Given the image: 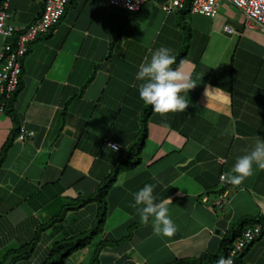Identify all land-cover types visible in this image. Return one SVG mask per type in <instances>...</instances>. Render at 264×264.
Instances as JSON below:
<instances>
[{
    "label": "crops",
    "instance_id": "obj_1",
    "mask_svg": "<svg viewBox=\"0 0 264 264\" xmlns=\"http://www.w3.org/2000/svg\"><path fill=\"white\" fill-rule=\"evenodd\" d=\"M164 1L130 12L107 0H69L59 22L28 44L20 91L0 114V155L13 139L0 164V261L31 230L92 195L145 130L141 161L117 173L104 196L99 264L220 255L223 237L258 219L262 233L240 257L264 264V170L239 186L220 179L264 138V32L226 1L214 17L186 7L167 13ZM43 4L10 0L9 22L27 27ZM5 40L0 35V50ZM161 46L183 59L181 70L197 86L184 112L150 106L145 115L136 74ZM20 127L33 136H14ZM145 184L156 185L157 202L171 198L172 237L155 235L151 220L143 224L130 206ZM89 206L66 212L71 234L92 220ZM53 228L54 236L66 233Z\"/></svg>",
    "mask_w": 264,
    "mask_h": 264
},
{
    "label": "clouds",
    "instance_id": "obj_2",
    "mask_svg": "<svg viewBox=\"0 0 264 264\" xmlns=\"http://www.w3.org/2000/svg\"><path fill=\"white\" fill-rule=\"evenodd\" d=\"M183 64L184 61L181 59L177 65V58L171 48L161 46L151 51L150 58L145 57L139 65L136 74V79L141 81L138 89L139 97L145 105L151 106L155 113L184 112L188 108L190 103L188 92L197 84L189 73L181 70ZM208 89L205 88V95ZM109 147L113 151L118 150L116 145ZM255 168L264 170V138H257L251 150L237 157L231 171L222 174L220 179L225 183L239 186L254 175ZM155 187L154 184H145L133 194L134 203L130 206L136 209L143 224L147 225L151 220L155 235L172 237L177 231L168 208L172 200L167 198L157 202ZM217 264H234V262L229 256L219 258Z\"/></svg>",
    "mask_w": 264,
    "mask_h": 264
},
{
    "label": "built area",
    "instance_id": "obj_3",
    "mask_svg": "<svg viewBox=\"0 0 264 264\" xmlns=\"http://www.w3.org/2000/svg\"><path fill=\"white\" fill-rule=\"evenodd\" d=\"M69 0H44L41 15L28 27L21 28L9 22L8 12L9 0H4L0 6V35L6 39L0 50V96L8 99L18 84L20 74V59L26 52V45L37 35L45 32L52 27L65 11ZM146 0H107L111 6L125 8L130 12L138 11ZM188 0H166L161 4L165 12L181 9ZM226 1L239 9L246 17V23L252 22L264 32V0H189L191 13L200 14L207 17H214L218 12L219 4ZM231 32L232 29L225 27ZM16 36V37H15ZM3 106L0 105V114ZM29 135L32 132L28 133ZM24 137L23 130L19 134V139ZM109 145L117 143L110 142ZM119 147V146H118ZM260 232V226L255 224L247 227L240 237H238L232 248L229 250L228 257L233 258L243 247L252 241Z\"/></svg>",
    "mask_w": 264,
    "mask_h": 264
},
{
    "label": "trees",
    "instance_id": "obj_4",
    "mask_svg": "<svg viewBox=\"0 0 264 264\" xmlns=\"http://www.w3.org/2000/svg\"><path fill=\"white\" fill-rule=\"evenodd\" d=\"M4 0H0V6L2 5V2ZM10 1V0H9ZM44 6V4H43ZM9 7V5H8ZM187 8V10L190 11L189 9V0L185 3V6L183 8ZM43 10V8H42ZM42 11L40 12L39 16L41 15ZM64 14V13H63ZM38 16V17H39ZM63 16V15H62ZM61 16V17H62ZM37 17V18H38ZM61 17L59 18V20L61 19ZM36 18V19H37ZM59 20L54 24L56 25ZM53 25V26H54ZM29 26V25H28ZM27 26V27H28ZM52 26V27H53ZM50 27V28H52ZM25 28V27H24ZM49 28V29H50ZM49 29H47L46 31H48ZM23 30V28L21 29ZM45 31V32H46ZM43 32V33H45ZM41 33V34H43ZM40 35V34H39ZM38 36V35H37ZM36 36V37H37ZM16 37V36H15ZM36 37L33 39L35 40ZM32 40V41H33ZM31 42V41H30ZM28 42L26 45V52H27V46L30 43ZM26 52L24 53V55L26 54ZM24 55L21 57L20 61V74H19V78H18V84L17 87L15 88V90L12 92L11 96L8 99H5V97L0 96V105L3 106V111L1 112L4 113L7 109V106L9 104V102L14 98L15 95L18 94V92L20 91V86H21V74H22V58L24 57ZM180 59L177 60V65L179 64ZM173 67H176V65H173ZM150 110V106H148L145 109V115L149 112ZM10 112V110H9ZM23 130L24 132V137L22 139L25 138H31L33 136V132L32 131H26L24 128L20 127L17 132L16 135L19 138V134L20 132ZM32 132L31 135H29L28 133ZM18 134V135H17ZM13 136V137H14ZM144 137H145V130L144 132L141 134L140 138L137 139L135 142H133L131 145H129L128 149H127V154L124 158H122L115 166V168L113 169L112 173H110L107 177L106 180L103 182L102 185L98 186V188L96 189V191L90 195L87 198L82 199L81 201L75 203L72 206L66 207L64 210L65 212H59L58 214H56L55 216H53L52 218H50L45 224L44 226L41 225L42 227H38V229L35 232L38 231H43L45 229L50 228L51 226H53L54 224H56V226H60L62 227L61 224H59V222H61V219H65V214L68 210H73V209H79L82 208L83 206L88 205L89 203H92V201H98L101 203H104V209L106 208L105 205V200H104V196L106 195L108 188L110 186V184L112 183V181L115 180V176L117 173L119 172H123L125 170H130L132 169L134 166H136L137 164H139V162L141 161V156H140V152H141V148L143 145V141H144ZM12 138L10 141H7L5 143V146L3 147V150H6L7 147H9V145H11L12 142ZM119 146V145H118ZM119 148V147H118ZM2 150L1 155H0V164L2 163V159H3V153L4 151ZM99 214V213H98ZM102 214H105L104 212ZM101 214V215H102ZM104 216V215H103ZM264 219V217L262 218ZM261 219L258 220H252L249 222V225H255L257 223H260ZM104 222V217L103 218H99L98 220V224H96V226H94L89 234L83 237H76L77 234H82L84 231L81 228V231L77 234H69L66 236H60L58 237V239H56L52 245L48 248L47 254H46V259L42 260L39 262V264H66L67 259L69 260V257L77 251V249H82L84 248L88 243H89V238L92 237L93 234H96L97 232H99L101 230V224ZM247 221H242L237 228L232 229L231 233L225 237H223L222 242H221V253L219 254H213V253H204L202 255H200L199 257H195V258H186V259H175L173 260L170 264H217V261L219 258L221 257H228V253L229 250L232 248L234 241L241 236V234L243 233V231L246 228H241V226L243 224H245ZM248 225V226H249ZM55 226V225H54ZM262 226V225H261ZM260 226V232L259 234L250 242H248L243 249L238 252V254L233 258V262L234 264H244L243 261L241 260V252L252 242H254L262 233L263 227ZM83 227L85 228V226L83 225ZM37 237V236H36ZM37 238H35L36 240ZM36 241H31L27 244L24 245H20L17 248H12L9 251H7L4 255L3 258L8 255V254H14L10 257V259L8 260V264H14L17 261L21 260V259H29L31 256V252L32 249L34 248ZM102 242L99 243H95V246L93 248V251L91 256H90V260L87 264H99V253L102 250V246H101ZM31 247L27 252L22 253L25 250H22L23 246ZM24 249V248H23ZM71 264H86L85 262H83L82 260H76L74 263L70 262Z\"/></svg>",
    "mask_w": 264,
    "mask_h": 264
},
{
    "label": "rangeland",
    "instance_id": "obj_5",
    "mask_svg": "<svg viewBox=\"0 0 264 264\" xmlns=\"http://www.w3.org/2000/svg\"><path fill=\"white\" fill-rule=\"evenodd\" d=\"M87 206L94 207V208H92L90 210V213H91V215H93V218H92L91 221H90V219L87 220V223L84 224L85 228L82 226V229H83L84 232L82 234H77L76 237L78 236V238L79 237H83L85 235L87 236L89 234L90 230L94 226H96V224H98L99 218H103L104 217L103 216L104 214H102V213L103 212L105 213V211H106V208L104 209V203H101V202H98V201H94L92 203H89ZM89 209L90 208H88L87 210H89ZM109 209H107L108 212H109ZM97 211H98L99 214L97 213ZM61 220L62 221L59 222V224H61L63 226V229H64L63 232H66L64 235H61V236H66V235H68V233L71 234L73 232V230L69 229V227H68V225H70V222H71L69 217L66 218V219H61ZM54 225L56 226V224H54ZM54 225L45 230L46 234H44V232H45L44 230L43 231H38V232H34L35 229L33 231L31 230V234L26 236L24 241L22 240V241H20V243H16V245L13 246L14 248L19 247L21 244L22 245L27 244V243L31 242L32 240L36 241L35 245H34V248L32 249L30 258L29 259H21V260L17 261L14 264H39L40 261L45 260L46 259V254H47V251H48V249H46V248L50 247V245L47 244L48 240L50 241V240H52L54 238H58L60 236V235L54 236V234H55V232L53 230L54 229L53 228ZM66 229H68V230H66ZM79 229H81V228H79ZM79 229L77 228V230H75V232L79 231ZM35 238H37V239L35 240ZM95 239L97 241L99 239V236L96 235V234H93L92 237L89 238V243L84 248L77 249V251L74 252L69 257V260L67 259L66 264H71L70 262L74 263L76 260H82L83 262H85L87 264L89 262V260H90L91 254H92L91 251H93V248L95 246V242H94ZM23 248H22V250H25V251H23L22 253H25L31 247H29L27 245L26 247L23 246ZM11 249H12V247H11ZM1 255H2V253H0V256ZM3 255H4V253H3ZM12 255H14V254L6 255L0 261V264H8V260L10 259V257Z\"/></svg>",
    "mask_w": 264,
    "mask_h": 264
}]
</instances>
